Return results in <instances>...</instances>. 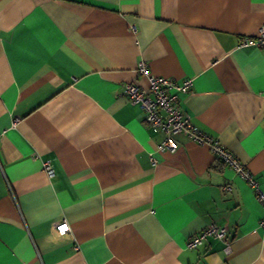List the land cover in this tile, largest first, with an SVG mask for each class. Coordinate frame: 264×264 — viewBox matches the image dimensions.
Instances as JSON below:
<instances>
[{"label":"crops","instance_id":"0c3cea01","mask_svg":"<svg viewBox=\"0 0 264 264\" xmlns=\"http://www.w3.org/2000/svg\"><path fill=\"white\" fill-rule=\"evenodd\" d=\"M261 25L264 0H0V264H264L254 187L186 131L159 150L123 91L140 61L192 78L181 111L264 193Z\"/></svg>","mask_w":264,"mask_h":264},{"label":"built area","instance_id":"2783aa9c","mask_svg":"<svg viewBox=\"0 0 264 264\" xmlns=\"http://www.w3.org/2000/svg\"><path fill=\"white\" fill-rule=\"evenodd\" d=\"M131 29L135 30L134 25L131 26ZM239 46H264V25L259 27L256 36L242 39ZM136 70L138 74L143 75L147 79V85L143 86L139 83L131 82L124 85L123 91L132 103L138 104L144 111V120L148 125L164 131L165 137L158 143L157 148L159 150H175L176 142L173 139V135L186 131L190 139L196 143L207 145L219 161L231 167L246 179L254 187L259 201L264 203V193L259 189L253 173L216 139L192 124L190 117L181 111L179 107L180 94L190 90L192 78H184L177 82L162 76L153 75L149 72L145 61H140ZM151 160L153 163L155 162L153 157H151ZM44 167L48 175L52 176L53 169L48 161L44 162ZM259 226L262 229V233H264V218L260 220ZM56 231L60 234L68 232V223L62 221L56 226ZM226 233L227 227L225 225L212 222L191 235L186 246L188 248H196L208 237L223 240ZM228 248L229 246L226 245L225 249L228 250Z\"/></svg>","mask_w":264,"mask_h":264}]
</instances>
